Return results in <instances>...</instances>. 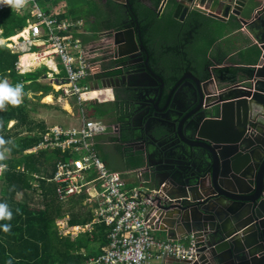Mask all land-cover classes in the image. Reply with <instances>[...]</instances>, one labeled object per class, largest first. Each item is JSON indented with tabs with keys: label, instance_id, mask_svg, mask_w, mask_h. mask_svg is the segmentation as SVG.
Returning <instances> with one entry per match:
<instances>
[{
	"label": "crops",
	"instance_id": "0c3cea01",
	"mask_svg": "<svg viewBox=\"0 0 264 264\" xmlns=\"http://www.w3.org/2000/svg\"><path fill=\"white\" fill-rule=\"evenodd\" d=\"M36 1L39 9L52 13L57 22L82 21V25L73 30V35L80 38L86 45L95 43L100 38L101 32H108L111 33L109 36L115 48L123 52L127 45L120 41L121 36L115 34L125 27L135 26L140 32V39L144 45V49L140 48L128 56L117 55L116 61L121 62L127 71L114 70L103 79L91 78L79 81L85 82L86 85L83 86H88L89 89L99 90L97 92L109 91L110 95L106 97L104 94L102 99L98 97L79 104L74 96L63 98L59 92L54 91L49 80L42 78L43 74L48 72V68L40 75L37 82L41 85H50L46 94L50 95V101L43 100L45 95L37 100L43 92L36 90L38 87L34 89L27 87L26 119L22 125L35 128L33 135H40L41 139L37 145L25 151L32 152L38 148L59 150L60 156L52 166L47 168V171L52 173L48 181L54 184L57 199L65 204L70 197L85 194L83 204L91 208L94 218L96 202L87 201L88 193L85 190L60 198L57 194V183L53 179L57 163L69 161L80 154L60 146H40L45 132L50 128L57 126L68 129L82 124L81 114L79 125L63 126L67 124L63 115H72L71 108L73 109L75 105L79 111L82 109L86 119H95L106 125L104 134L93 137V148L98 158L108 166L100 155L104 154L102 151L106 146H111L114 151L127 159L123 167L120 170L117 169L122 173L125 189L144 184L148 190L162 188L174 196L177 191L178 177L194 171V163L193 159L182 157L175 149V146H186L178 139L176 129L178 121H174L173 114L179 113L174 117L180 119L185 112H189L191 105L186 97L195 86V79L200 80L199 86L204 84L203 87L210 88L211 85L205 81L210 77L213 66L220 64L253 66L259 61L261 53L259 45L245 30L240 17L229 14L227 18L220 20L200 10H188L185 13L184 9H177L179 0H97L103 7V12L99 13L94 5L88 3L91 0L82 1V4L87 1V8L81 7L76 0H43L42 6L39 5V0ZM261 2L264 0H259L255 7H258ZM24 6L25 8H13L16 13L26 18L24 24L12 36L26 27L30 20H35L31 14L30 4ZM249 11V8L246 10L244 8L241 16L245 17V13ZM99 25L103 27L97 29ZM4 40L5 38H0V44H3ZM35 48L37 49H32V52H41L44 46H35ZM9 49L17 54L14 63L17 72H29L38 66L39 63L35 62L24 66L23 71H18L22 56L28 53L22 54ZM47 62L58 68L59 76L64 79V70L60 62L56 58ZM29 82V80L24 81L25 84ZM233 85L222 87L232 88ZM157 98L159 101L155 102ZM90 101L105 102L109 103V107L113 106L107 114V119L86 115L84 103ZM51 110H60L63 114L52 120ZM53 121L57 123H52ZM14 122L15 119H10L6 129L11 130ZM41 126H45L44 132H40ZM98 146H100V152ZM138 173L141 174L143 182L137 177ZM88 176L91 178L94 174L88 173ZM93 218L85 223L90 224V228ZM57 220L71 227L67 224L68 215ZM152 234L161 241L173 240L184 245L188 244L191 236H184L185 233L180 226H174L167 231L158 227L152 231ZM157 261L161 264L177 263L175 259L168 256Z\"/></svg>",
	"mask_w": 264,
	"mask_h": 264
},
{
	"label": "water",
	"instance_id": "95a60500",
	"mask_svg": "<svg viewBox=\"0 0 264 264\" xmlns=\"http://www.w3.org/2000/svg\"><path fill=\"white\" fill-rule=\"evenodd\" d=\"M258 1L179 0L177 7L220 20L240 17L261 50L253 66H213L205 81L210 88L195 79L189 112L180 119L173 114L186 146L175 149L193 159L194 171L178 177L174 196L159 188L147 209L161 229L180 226L194 237L199 257L192 264H264V2L255 7ZM244 8L250 9L245 17ZM115 35L127 45L123 52L115 48L118 56L144 49L137 26ZM237 82L243 85L217 91Z\"/></svg>",
	"mask_w": 264,
	"mask_h": 264
},
{
	"label": "built area",
	"instance_id": "2783aa9c",
	"mask_svg": "<svg viewBox=\"0 0 264 264\" xmlns=\"http://www.w3.org/2000/svg\"><path fill=\"white\" fill-rule=\"evenodd\" d=\"M26 4H30L35 20H30L15 36L5 38L4 44L22 54H34V61L48 68L43 78L49 80L54 91L63 98L74 96L79 104L98 98L83 97V94L95 89L79 86L78 82L82 79L105 78L108 73L123 68L124 65L116 61L115 45L109 36L111 33L101 32L95 43L86 45L73 35V30L78 29L82 21L57 22L52 13L39 9L36 0H27ZM4 6L0 4V9ZM33 46L44 48L41 52H32ZM55 58L64 70V79L59 76L58 68L47 62ZM18 66V71L24 70L23 64L19 63ZM242 85V82H237L233 87ZM228 88L220 87L217 91ZM80 111L83 121L79 127L64 129L54 126L45 132L40 143V146H60L80 154L69 161L57 163L53 177L57 183V194L64 198L85 190L88 193L87 201L96 202L92 223L101 222L108 228L107 243L102 251L80 264H161L157 260L165 256L175 259V264L195 262L199 257V246L194 237L190 236L188 244L184 245L173 240L161 241L153 236L152 231L159 224L157 218L148 214L147 208L150 198L158 189L148 190L144 184L125 189L122 173L106 166L93 148V137L104 134L106 125L95 119H86L82 109ZM88 173L94 176L89 178ZM137 177L141 180L140 173ZM89 226L68 227L64 223L66 233L63 234L75 235L90 230Z\"/></svg>",
	"mask_w": 264,
	"mask_h": 264
},
{
	"label": "trees",
	"instance_id": "16d2710c",
	"mask_svg": "<svg viewBox=\"0 0 264 264\" xmlns=\"http://www.w3.org/2000/svg\"><path fill=\"white\" fill-rule=\"evenodd\" d=\"M25 18L11 6L0 9V38L14 35ZM101 27L103 25L97 29ZM16 59V52H11L4 43L0 44V82L6 80L13 88L18 84L23 86L20 103L14 106L5 102L4 108L0 109V138L6 142L0 147L5 156L0 160V165L4 166L0 169V204H6L12 213L11 219L0 220V264H80L102 251L107 243L108 228L101 222H94L90 230L74 236L59 233L57 219L68 215V225H83L91 221L93 214L91 208L83 204L85 194L72 196L65 204L57 199L54 184L48 181L52 173L47 168L60 156L59 150L25 151L41 139L40 135H33L35 128L22 125L26 119L27 87H38L36 90L43 92L37 98L39 100L47 94L50 85L37 82L47 69L45 65L19 73L14 66ZM26 80L30 82L25 84ZM112 108L105 102L84 103V111L89 117L107 119ZM10 119L15 122L11 130H7ZM45 130V126H41L40 132ZM102 160L107 164L106 158ZM4 225H9L8 231L4 230Z\"/></svg>",
	"mask_w": 264,
	"mask_h": 264
},
{
	"label": "rangeland",
	"instance_id": "374dc122",
	"mask_svg": "<svg viewBox=\"0 0 264 264\" xmlns=\"http://www.w3.org/2000/svg\"><path fill=\"white\" fill-rule=\"evenodd\" d=\"M78 3H80L81 7L87 8L88 3L92 4L95 6L96 11L99 12H103V7L101 6V4H98V1H93L91 0L90 2L87 3V1H85V4H82L83 0H76ZM39 5H44V1L43 0H39ZM83 5V6H82ZM87 5V6H86ZM23 8H25V6H22ZM14 8V7H11ZM5 43V41L3 42ZM32 49H37L35 48V46L32 47ZM38 68V67H36ZM44 73V72H43ZM42 73V74H43ZM44 75V74H43ZM46 82V81H43ZM79 85L83 86L86 85L85 82H79ZM97 93V97H101L104 93V91H100V92H96ZM44 100V99H43ZM46 101V100H44ZM77 110V111H75ZM51 119H57L58 115H62L63 112L60 110H51ZM71 111H73V114H65L63 115V118L66 119L67 124L63 125L64 127H71V126H76L79 125L81 123V113L78 110V107L75 105L74 108H71ZM52 123H57L56 121H53ZM99 147V152H100V146ZM114 148L111 146H106L105 149L102 151V153L100 156L103 158H106L107 160V165L109 168L114 169V170H120L123 167V164H125L127 162V159L124 158L122 155H120L118 152L113 150ZM59 233L63 234L66 233V230L64 228V223H62V221L57 220L56 221ZM73 235V234H72Z\"/></svg>",
	"mask_w": 264,
	"mask_h": 264
},
{
	"label": "clouds",
	"instance_id": "9594fccd",
	"mask_svg": "<svg viewBox=\"0 0 264 264\" xmlns=\"http://www.w3.org/2000/svg\"><path fill=\"white\" fill-rule=\"evenodd\" d=\"M26 2L27 0H0V4H5V6H11L17 9L22 7ZM37 67H39V65ZM22 94V85L18 84L15 88H13L7 83V81L0 82V109L4 108L5 102L11 103L14 106L18 105L21 101ZM5 143L6 142L3 138H0V147H2ZM4 158V153L0 151V160H3ZM3 167V165H0V169ZM11 217L12 213L8 210V206L6 204H0V220L11 219ZM4 230L8 231L9 225H4Z\"/></svg>",
	"mask_w": 264,
	"mask_h": 264
},
{
	"label": "bare ground",
	"instance_id": "6f19581e",
	"mask_svg": "<svg viewBox=\"0 0 264 264\" xmlns=\"http://www.w3.org/2000/svg\"><path fill=\"white\" fill-rule=\"evenodd\" d=\"M34 59H35L34 54H32V53L25 54V55L22 56V59H21V62L22 63L21 64H23V66H28L29 64H34L35 63ZM96 92H97V90H93L91 92L85 93V94H83V97H85L86 99L93 98V97H97V93ZM43 99L46 100V101H50L51 97L48 94V95H45V97Z\"/></svg>",
	"mask_w": 264,
	"mask_h": 264
},
{
	"label": "flooded vegetation",
	"instance_id": "af4514ba",
	"mask_svg": "<svg viewBox=\"0 0 264 264\" xmlns=\"http://www.w3.org/2000/svg\"><path fill=\"white\" fill-rule=\"evenodd\" d=\"M120 70H121V71H127V70H126V68H124V66H123V68H122V69H120ZM108 92H109V91H108ZM108 92H105L104 94H106V95L108 94L107 96H109V95H110V93H108ZM104 94H103V95H104ZM103 97H104V96H102V97H99V98H100V99H102Z\"/></svg>",
	"mask_w": 264,
	"mask_h": 264
}]
</instances>
